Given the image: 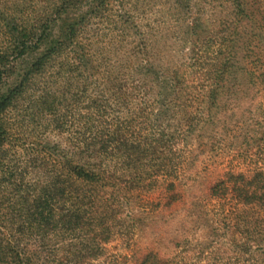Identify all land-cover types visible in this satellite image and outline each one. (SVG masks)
Here are the masks:
<instances>
[{
  "label": "trees",
  "instance_id": "obj_1",
  "mask_svg": "<svg viewBox=\"0 0 264 264\" xmlns=\"http://www.w3.org/2000/svg\"><path fill=\"white\" fill-rule=\"evenodd\" d=\"M107 1L89 0L83 16L64 18L58 33L53 25L61 7L25 26L3 23L8 44L0 46V264H118L103 257L105 245L115 223L127 221L123 210L138 202L135 196L154 187L149 197L157 191V198L145 195L147 205L158 201L171 207L180 199L177 146L183 141L169 121L183 112L181 125L193 128L189 106L178 94L185 92L184 81L178 75L162 79L148 62L139 64L142 80L121 78L126 65L119 71V66L100 70L94 64L92 50L78 37L89 12ZM228 1L231 21L221 23L224 31L205 36L212 45L211 62L201 69L197 89L206 90L207 111L218 107L228 75L240 93L264 88V10L252 0ZM188 27L197 34L194 21ZM29 54L32 59L24 63ZM51 62L59 66L38 82ZM60 81L76 92L67 98L54 87ZM20 101L22 108L16 107ZM120 111L127 116L116 117ZM9 113L17 122H9ZM41 114L69 138L48 147L52 157L29 155L23 148L28 168L14 174L6 164L12 132ZM39 161L43 173L29 179L28 169ZM207 191L217 204L216 219H207V210L197 216L207 232L191 264H264V171L226 173ZM136 213L129 211V222L139 219ZM135 258L133 264L182 260L153 250Z\"/></svg>",
  "mask_w": 264,
  "mask_h": 264
},
{
  "label": "rangeland",
  "instance_id": "obj_2",
  "mask_svg": "<svg viewBox=\"0 0 264 264\" xmlns=\"http://www.w3.org/2000/svg\"><path fill=\"white\" fill-rule=\"evenodd\" d=\"M252 1L255 7L264 10V0ZM88 5L89 0H0V46L8 44L4 35L8 28L5 29L4 22L25 26L37 15L50 17L56 7H61L53 25L58 33L64 18L83 16L82 8L87 10ZM232 10L233 5L228 0H108L106 5L89 12L86 17L78 40L81 45L90 47L91 60L100 64V70L106 65L119 66L120 71L126 65L121 78L142 80L144 73L139 64L148 62L162 79L182 77L181 86L185 92L178 94L193 117L190 131L181 125L183 112H175L169 121L171 130H176L183 141L177 146L182 156L176 180L180 189L178 203L170 207L158 201L150 205L142 202L154 187L144 191L143 196H135L139 203L123 210V218L127 221L115 223L112 240L105 245L103 257L107 261L133 264L136 253L153 250L164 256L182 258L181 264H191L207 232L205 224L198 220L200 213L207 210V219H216L217 204L208 198V187L229 172L248 174L258 168L264 171L261 164L264 160V88L240 93L228 75L224 91L217 98L218 107L213 106L209 111L202 95L206 90L197 89L203 76L201 69L211 62L212 45L205 36L212 37L217 31H224L225 25L221 23L231 21ZM190 21L195 22L196 35L189 31ZM31 59L32 54H29L22 61L26 63ZM57 66L59 63L51 62L36 80L39 82L52 75ZM99 81L102 85V80ZM54 87L63 90L67 98L76 92V87L66 89L62 81ZM22 103L20 101L16 107L22 108L25 104ZM115 110L120 109L115 107ZM115 116L126 117L127 113L115 112ZM6 117L10 123L17 122L13 120L14 113ZM48 119L37 115L32 122H23L24 126L18 123L13 130L6 164L14 174L28 168L29 156L24 150L22 152L23 148L29 155L52 157L54 154L48 147L54 143L66 144L68 133H56ZM40 165L39 161L33 171L28 169L29 179L40 177L43 173ZM152 197L157 198V191L152 192L149 198ZM129 211H137L139 219L129 222ZM187 244L188 248H184ZM103 257L100 259H105Z\"/></svg>",
  "mask_w": 264,
  "mask_h": 264
}]
</instances>
